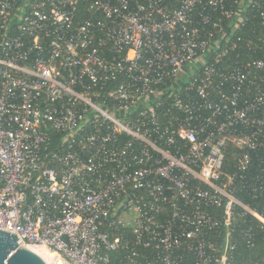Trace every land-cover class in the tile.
Here are the masks:
<instances>
[{
	"label": "built area",
	"instance_id": "built-area-1",
	"mask_svg": "<svg viewBox=\"0 0 264 264\" xmlns=\"http://www.w3.org/2000/svg\"><path fill=\"white\" fill-rule=\"evenodd\" d=\"M248 202H264V0H0V230L18 246L233 264L264 233Z\"/></svg>",
	"mask_w": 264,
	"mask_h": 264
},
{
	"label": "water",
	"instance_id": "water-1",
	"mask_svg": "<svg viewBox=\"0 0 264 264\" xmlns=\"http://www.w3.org/2000/svg\"><path fill=\"white\" fill-rule=\"evenodd\" d=\"M11 232L0 230V264H46L32 249L18 246Z\"/></svg>",
	"mask_w": 264,
	"mask_h": 264
},
{
	"label": "trees",
	"instance_id": "trees-1",
	"mask_svg": "<svg viewBox=\"0 0 264 264\" xmlns=\"http://www.w3.org/2000/svg\"><path fill=\"white\" fill-rule=\"evenodd\" d=\"M248 204L259 211L264 207V202H248ZM233 264H264V233L256 235L255 245L251 248L239 243L234 252Z\"/></svg>",
	"mask_w": 264,
	"mask_h": 264
},
{
	"label": "bare ground",
	"instance_id": "bare-ground-1",
	"mask_svg": "<svg viewBox=\"0 0 264 264\" xmlns=\"http://www.w3.org/2000/svg\"><path fill=\"white\" fill-rule=\"evenodd\" d=\"M30 249H32L37 255H39L44 261L46 264H51V261L53 259V254L47 252V251H44L43 249L39 248V247H34V246H31L29 247Z\"/></svg>",
	"mask_w": 264,
	"mask_h": 264
}]
</instances>
